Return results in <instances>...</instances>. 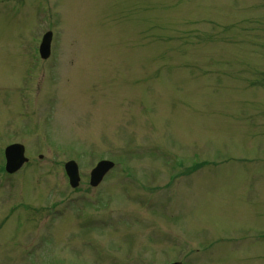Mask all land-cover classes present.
<instances>
[{"label": "rangeland", "instance_id": "obj_1", "mask_svg": "<svg viewBox=\"0 0 264 264\" xmlns=\"http://www.w3.org/2000/svg\"><path fill=\"white\" fill-rule=\"evenodd\" d=\"M47 29L50 61L25 77ZM12 142L28 162L4 202L28 208L21 227L14 215L0 227V264H16L22 242L37 245L28 264H264V0H0V146ZM68 159L83 172L122 161L139 183L115 167L86 207L119 232L83 228L71 199L88 186L57 179ZM166 159L197 165L170 200ZM155 228L169 237L152 240Z\"/></svg>", "mask_w": 264, "mask_h": 264}, {"label": "water", "instance_id": "obj_2", "mask_svg": "<svg viewBox=\"0 0 264 264\" xmlns=\"http://www.w3.org/2000/svg\"><path fill=\"white\" fill-rule=\"evenodd\" d=\"M49 40H50V33H47L43 37V41L41 43V52H46L47 54ZM22 153H23V148L21 146L16 145L7 148L6 156H7L8 170H15L24 161ZM68 168L70 172L75 171V166L73 164L70 165Z\"/></svg>", "mask_w": 264, "mask_h": 264}, {"label": "bare ground", "instance_id": "obj_3", "mask_svg": "<svg viewBox=\"0 0 264 264\" xmlns=\"http://www.w3.org/2000/svg\"><path fill=\"white\" fill-rule=\"evenodd\" d=\"M104 181V180H103Z\"/></svg>", "mask_w": 264, "mask_h": 264}]
</instances>
